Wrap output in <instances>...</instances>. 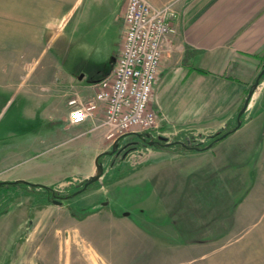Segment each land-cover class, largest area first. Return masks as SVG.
<instances>
[{
    "label": "crops",
    "instance_id": "0c3cea01",
    "mask_svg": "<svg viewBox=\"0 0 264 264\" xmlns=\"http://www.w3.org/2000/svg\"><path fill=\"white\" fill-rule=\"evenodd\" d=\"M113 1L0 0V123L4 120L5 103L22 93L35 94L36 105L41 106L40 109L30 108L32 115L28 117L27 124L10 119L0 127V180L24 179L55 188L77 180L82 182L96 173L97 156L112 149L113 142L106 139L103 130L93 128L104 115L102 109L79 124L69 121L74 107L94 98L97 83L103 78L92 82L73 79L62 86L48 83L44 72L32 83H28L27 78L32 76L30 73H33L38 62V52L49 48L53 42L49 40L50 35L55 26L63 22V18L88 13L105 16L104 7ZM148 1L157 6L172 2L178 13L173 20L176 32L171 36L162 58L150 99V106L160 119L158 132L177 136L188 129L191 113L192 121L196 120L200 125L205 118L217 120V124L207 123L201 125L202 128H225L233 121L247 95L251 86L247 82L256 80L264 68V0ZM126 3L127 0L124 9ZM32 63L34 67L30 70L23 67ZM39 82L45 91L33 89V85ZM255 91L247 111L257 107L256 116L250 121L260 123L255 130L257 127L260 129L255 138L258 142H255L251 153L257 152L259 157L264 155V75ZM57 99L63 102L60 108ZM73 99L77 102L71 104ZM43 110L46 120L40 124L38 122L42 117L38 118V114ZM248 123L243 121L234 133L241 131ZM129 139L134 141L141 138L136 133H130L121 137L120 143ZM159 151L163 158L171 155L168 150ZM229 151L230 157L232 153ZM242 152L245 153L237 151V155L241 156L244 154ZM178 153L197 155L199 152ZM112 156L106 154L102 161ZM23 162H28L26 168L11 169ZM98 182L101 183L97 187L84 192L87 197L95 198L90 202L96 207L93 212L78 215L71 212L72 204L56 203L62 207V214L51 225L44 217L42 223L47 226L44 231L37 228V206L32 211L31 203L11 200L8 202L10 206L4 204L6 210L0 213V217L6 218L4 228L0 225V264H80L78 259L73 260L70 248H66L69 239H65L64 235H67L70 220L75 222L78 237L82 227L99 230L97 234L105 252L113 257L108 241L112 246L113 236L115 241L133 239L135 221L130 213L120 215L103 207L109 203L107 193L116 190L111 186L106 188L111 183L109 181ZM29 186L32 185L18 183L12 188L35 192ZM41 188L36 189L44 191ZM158 201L163 204L161 198ZM51 204L46 202L41 207L46 209V215L52 211L49 207ZM21 207L24 209L18 214L17 210ZM85 207L80 206L82 209ZM163 208L165 211V206ZM45 232H48L46 237L51 245L64 248L59 250L53 247L40 259L35 242L39 238L44 239ZM93 248L96 262L101 258L107 262L106 255ZM122 261L127 262V258Z\"/></svg>",
    "mask_w": 264,
    "mask_h": 264
},
{
    "label": "rangeland",
    "instance_id": "374dc122",
    "mask_svg": "<svg viewBox=\"0 0 264 264\" xmlns=\"http://www.w3.org/2000/svg\"><path fill=\"white\" fill-rule=\"evenodd\" d=\"M125 1L114 0L105 6V16L102 17L88 13L80 17L63 18V22L58 23L50 35L49 40L53 42L49 48L38 52V62L33 73H30L32 76L27 78L28 83L34 82L33 79L42 72L47 75L48 83L58 86L70 83L73 79L92 82L108 76L116 65L122 47ZM23 67L30 70L34 65L32 63ZM254 82H247L251 85L247 95ZM36 83L33 89L45 91L41 82ZM34 95L22 93L5 103L4 120L0 127L10 119L27 124L28 117L32 115L30 108L34 110L41 107L40 104L36 105ZM57 101L58 108L62 107L61 99ZM205 102L204 98L203 104ZM256 113L257 107L246 111L243 121L249 123L245 128L237 133L233 131L217 145L198 151L197 155H180L168 151L171 155L163 158L159 155L162 149L148 142L145 145L141 141L134 143L129 139L120 143L113 156L104 159L105 171L99 181L111 182L106 188L111 186L116 190L107 193L109 203L103 207L120 215L130 213L135 221L133 239L115 241L113 236L112 246L108 241L114 253L112 257L105 252L99 240V230L82 227L80 238L76 235L75 222L70 220L64 238L69 239L66 248H70L73 260L78 259L80 264H264V155L258 157L257 152L251 153L258 142L255 138L260 129L257 127L255 130L260 123L250 121ZM45 115L44 110L38 114V118L43 119H39L38 123L42 124L46 120ZM192 120L187 124L188 129L177 136L183 134L192 136L196 141L206 142L210 135L220 129L201 127L207 123L217 124L216 119L210 121L205 118L201 120V125ZM236 121V118L233 119L231 126ZM167 136L171 140L177 137L172 134ZM229 150L232 153L230 157ZM237 151L245 153L239 156ZM27 166L28 162H23L11 169ZM100 183L97 181L94 186ZM76 184H81V181L54 187L58 194L51 198L33 185L29 188L35 192L0 186V213L6 210L4 204L10 206L8 202L11 200L15 203H31L32 211H35V206L38 207L37 228H43L40 231H44L46 226L42 223L44 217L51 225L62 214V207L53 202L55 198L62 199L65 204H72V213L87 215L96 208L90 204L95 198L87 197L84 192L88 190L73 195L71 191ZM46 202L52 203L49 206L52 211L47 215L46 209H41ZM85 205L84 209L80 208ZM22 209H18L17 213L22 212ZM5 219V216L0 217L3 228ZM125 228L129 229L127 226ZM47 233L43 234L44 239L39 238L35 242L40 259L50 253L53 247L58 248L49 243ZM60 247L58 249L63 250L64 247ZM93 247L106 255L104 259L107 262L102 258L96 262ZM125 257L127 262L122 261Z\"/></svg>",
    "mask_w": 264,
    "mask_h": 264
},
{
    "label": "built area",
    "instance_id": "2783aa9c",
    "mask_svg": "<svg viewBox=\"0 0 264 264\" xmlns=\"http://www.w3.org/2000/svg\"><path fill=\"white\" fill-rule=\"evenodd\" d=\"M177 14L172 2L157 6L148 0H127L116 65L97 83L94 98L70 112V123L79 124L102 109L104 115L93 128L103 130L110 142L127 133L160 134V119L150 99L162 58L176 32L173 20Z\"/></svg>",
    "mask_w": 264,
    "mask_h": 264
},
{
    "label": "water",
    "instance_id": "95a60500",
    "mask_svg": "<svg viewBox=\"0 0 264 264\" xmlns=\"http://www.w3.org/2000/svg\"><path fill=\"white\" fill-rule=\"evenodd\" d=\"M264 75V68L259 72L253 86L251 87L250 91L248 92V95L244 101V104L242 106V108L239 110L238 114H237V124L236 126L232 129V130H228L227 132L223 133L219 138H225L231 131H236L238 128L241 127V125L243 124V120H242V116L246 113V111L248 110L249 104L251 99L254 96V92L256 90V88L259 86L260 82H261V78ZM130 134V133H129ZM136 134H138V136L142 139V137L148 138V144L149 145H155L156 143H159L161 141H164L166 145L168 144H172L173 140L170 139L169 136L165 135V134H159V135H154L152 132H137ZM126 136V135H125ZM156 138V139H154ZM134 143H138L139 140L133 141ZM120 145V138H117L114 142H113V146L112 149L110 151H105L103 153L105 154H114L116 152L117 147ZM128 145V144H127ZM126 145V146H127ZM125 146V147H126ZM213 146V143H210L207 147H205L206 149H209ZM197 149H199V147H196ZM99 154L96 158V166H97V171L95 174H93L91 177H89L88 179H86L87 181L83 184L82 188L76 190L73 195H77L80 194L84 191L87 190L88 186L101 179V177L103 176V173L105 171L104 169V164L103 162H100V157L103 154ZM6 182H15V183H20V182H24V183H29L30 185H36V183L24 180V179H20V180H15V181H5V180H0V186H2L3 184H5ZM54 203H58L61 204L63 203L62 199H53Z\"/></svg>",
    "mask_w": 264,
    "mask_h": 264
},
{
    "label": "trees",
    "instance_id": "16d2710c",
    "mask_svg": "<svg viewBox=\"0 0 264 264\" xmlns=\"http://www.w3.org/2000/svg\"><path fill=\"white\" fill-rule=\"evenodd\" d=\"M245 99H244V101H245ZM244 101L241 104V106L239 107L237 113L235 114L234 119L235 118L237 119V114H238L239 110L242 108V106L244 104ZM242 120H244V115L242 116ZM231 123L228 124L225 128L219 129L217 132H215L214 134L210 135V138L206 142L196 141L195 138H193L192 136H187V135L182 136L183 134H180L179 136H177L176 138L173 139V143L172 144L166 145L164 141H161L159 143H156L155 146H157V147H159L160 149H163V150H168V151H173V152H180V153H190V152L203 151V150H206L205 147H207L210 143H213L212 147H214L219 142H221L223 139L228 137L231 133H233V131H231L225 138H219L223 133L227 132L228 130H232L236 126L237 121H236V123L233 126H231ZM147 141H148V138L144 139L142 137L141 143H145V145H147L146 144ZM196 147H199V149H197ZM105 156H106L105 153H103L101 155V157L99 159L100 162H103L102 158H104ZM86 181L87 180H83L81 182V184H76L74 186L73 190L71 191V193L73 194L76 190L82 188L83 184ZM95 183H97V181L91 183L88 186L87 190H90L91 188L95 187L94 186ZM17 184L18 183H15V182H6L3 185L9 188V187L15 186ZM19 184H28V185H30L29 183H24V182L19 183ZM34 187H37V188L38 187H43V189H44V191L46 193V196H48L50 198L53 197L55 194H58V192H56L54 190V186H42L40 184H36V185H34Z\"/></svg>",
    "mask_w": 264,
    "mask_h": 264
},
{
    "label": "flooded vegetation",
    "instance_id": "af4514ba",
    "mask_svg": "<svg viewBox=\"0 0 264 264\" xmlns=\"http://www.w3.org/2000/svg\"><path fill=\"white\" fill-rule=\"evenodd\" d=\"M139 141H141V140H139Z\"/></svg>",
    "mask_w": 264,
    "mask_h": 264
}]
</instances>
